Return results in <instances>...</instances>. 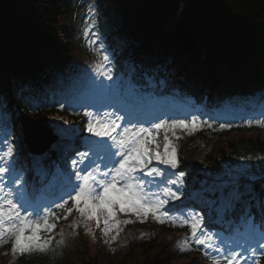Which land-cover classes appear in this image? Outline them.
Instances as JSON below:
<instances>
[{
    "label": "snow or ice",
    "instance_id": "snow-or-ice-1",
    "mask_svg": "<svg viewBox=\"0 0 264 264\" xmlns=\"http://www.w3.org/2000/svg\"><path fill=\"white\" fill-rule=\"evenodd\" d=\"M103 59L107 61L109 58L105 55ZM108 79H111L110 75ZM84 116L89 117L87 131L101 139L87 142L86 150L78 153L80 162L88 159V165L76 170L74 174L57 172L52 177L50 185L59 182L63 192L59 202L44 204L39 201L36 189L29 192L27 187L20 186V176L15 174V162L11 160V147L0 155V245L11 240L14 257L17 253L23 255L48 252L53 237L48 236L45 239L41 232L51 233L56 228V223L50 221L61 219L53 210L54 205L56 209L64 211L63 219H67L73 211L78 213L82 219L74 222L73 227H79L83 222L85 229L91 231L88 221L95 220L99 227L102 220L104 227L101 232L104 236L114 230L118 235L122 231L121 225L137 222L120 220L118 213L135 215L140 223H144L151 214L161 224L170 222L173 227L188 226L191 230L190 238L197 245L217 253L214 256H209L207 251L204 253L213 264H242V261L247 264L246 258L241 255L244 247L242 244L237 243L235 249L216 245L214 234L203 228V216L187 214L188 218H185L184 214L175 216L169 215L167 211L161 212L170 199H179V189L174 191L170 185L183 183V172L179 174L178 180L170 178V170L176 169L180 163L178 147L172 142L173 138L182 139L176 130L181 129L192 134L204 122L193 116L191 120L159 119L147 127L144 122L129 120L122 127L124 117L119 115L112 118L111 113L105 112L101 115L85 111ZM253 125L264 127V113L260 118L247 120L248 127ZM231 126L221 124L220 128ZM161 131L162 145L157 142ZM76 164L77 160H73L74 168ZM236 196L238 197V193ZM70 201L72 207L68 208L66 206ZM251 219L248 217V221ZM245 223L250 238H253L256 234L255 225L247 221ZM143 235L141 234L142 237ZM178 247L180 252L190 251L189 237L178 242ZM259 247L264 250V240L259 242ZM248 251L255 252L256 249L249 248Z\"/></svg>",
    "mask_w": 264,
    "mask_h": 264
},
{
    "label": "trees",
    "instance_id": "trees-1",
    "mask_svg": "<svg viewBox=\"0 0 264 264\" xmlns=\"http://www.w3.org/2000/svg\"><path fill=\"white\" fill-rule=\"evenodd\" d=\"M105 2V6H110L118 17L119 24L115 30L125 43L135 52H149L147 59L165 56L164 50L176 53L174 61L180 66L175 65V70L188 74L191 82L202 85L196 81L203 75L202 68L196 60H184V55L201 33L213 48V67L208 77L210 87L221 89L234 80L244 85L252 84L264 70L254 65L252 68L248 66L250 70H244L240 66L246 65L237 62L230 74L223 75L217 63L222 52H230L234 47L249 45L264 53V44L254 42L255 38L264 37V0H190V10L176 24L170 22L175 0ZM70 6L71 0H0L1 94L17 99L15 90L21 88L23 82L48 77L52 70L59 69L56 60L60 63L70 61L74 48L71 49L69 36L64 39L62 35V32L69 34L62 25L66 14L71 11ZM107 23L113 26L114 18L107 17ZM156 40L161 41L162 48L154 54L149 45ZM33 117L44 120L43 113ZM232 138L237 139L229 144L235 152L234 159H264V140L258 136ZM240 145L245 148L244 153L238 151ZM207 148L204 146L200 155L203 168L221 175L223 170L218 158L224 152L221 144L214 143L213 154L207 152ZM260 165H264V160ZM200 177L198 172H194L191 181L196 184ZM182 257L172 254L165 244L153 239L125 254L123 259L112 258L110 264H181ZM178 258L182 261L177 263ZM98 263L96 257L91 264ZM67 264H79V261Z\"/></svg>",
    "mask_w": 264,
    "mask_h": 264
},
{
    "label": "rangeland",
    "instance_id": "rangeland-1",
    "mask_svg": "<svg viewBox=\"0 0 264 264\" xmlns=\"http://www.w3.org/2000/svg\"><path fill=\"white\" fill-rule=\"evenodd\" d=\"M108 11H110L109 10V8H108V10L106 9V12L108 13ZM111 12L112 13H114V11H112L111 10ZM66 23L67 24H69V26H68V29L69 30H72L73 29V26H72V24H73V16H71V14H70V16H67L66 17ZM65 36V35H64ZM66 37V36H65ZM64 37V38H65ZM187 55H190V53H188ZM255 132H258L259 134H260V136L261 137H263L264 138V128H261V129H259V130H257V131H255ZM221 140L224 142V141H226V138H221ZM56 259L57 258H55V257H50L49 259H48V261H47V264H54V262L56 261ZM110 259L109 258H104V257H102L101 259H100V264H110ZM39 264H41V263H39Z\"/></svg>",
    "mask_w": 264,
    "mask_h": 264
},
{
    "label": "bare ground",
    "instance_id": "bare-ground-1",
    "mask_svg": "<svg viewBox=\"0 0 264 264\" xmlns=\"http://www.w3.org/2000/svg\"><path fill=\"white\" fill-rule=\"evenodd\" d=\"M226 140H227V141L224 142V143L222 144L223 146H229L230 143H234V142H236L237 139H234V138H228V139H226Z\"/></svg>",
    "mask_w": 264,
    "mask_h": 264
}]
</instances>
